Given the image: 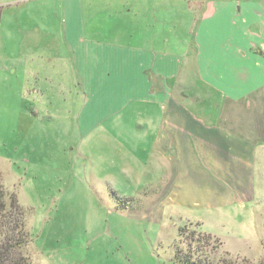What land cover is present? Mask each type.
Listing matches in <instances>:
<instances>
[{
  "label": "crops",
  "instance_id": "crops-1",
  "mask_svg": "<svg viewBox=\"0 0 264 264\" xmlns=\"http://www.w3.org/2000/svg\"><path fill=\"white\" fill-rule=\"evenodd\" d=\"M49 1L0 0L4 57L29 51L34 58L36 46L55 43L52 56L68 58L70 73L76 72L77 118L85 128L89 112L100 115L99 125L132 104V130L117 126L120 133L103 131L102 138L137 168L155 166L156 177H168L170 166L167 184L180 187L172 203L211 216L235 203L228 192L247 193L256 172L264 171V0H152V9L168 11L157 43L152 34L144 39L124 24L93 19L95 9L130 15L127 0H53L54 8ZM176 8L192 14L171 18ZM187 75L198 87L187 85ZM128 137L134 152L121 140Z\"/></svg>",
  "mask_w": 264,
  "mask_h": 264
},
{
  "label": "rangeland",
  "instance_id": "rangeland-1",
  "mask_svg": "<svg viewBox=\"0 0 264 264\" xmlns=\"http://www.w3.org/2000/svg\"><path fill=\"white\" fill-rule=\"evenodd\" d=\"M127 1L130 15L95 9L93 19L124 24L144 39L152 34L157 43L168 11L152 9V0ZM171 13L174 19L192 14L177 8ZM120 25L114 26L127 39ZM55 46L43 42L34 58L27 51L12 59L3 56L0 42V181L25 212L29 239L23 254L31 264H179L177 250L217 264H264V171L256 172L246 194L228 192L235 203L211 216L172 203L180 187L167 184L170 166L168 177H156L155 166L137 168L122 148L102 138L103 131L120 133L117 126L132 130V104L99 125L100 115L89 112L85 128L77 118L82 91L76 72L70 73L68 58L52 56ZM185 77L190 88L198 87L197 79ZM121 140L135 151L132 138Z\"/></svg>",
  "mask_w": 264,
  "mask_h": 264
},
{
  "label": "trees",
  "instance_id": "trees-1",
  "mask_svg": "<svg viewBox=\"0 0 264 264\" xmlns=\"http://www.w3.org/2000/svg\"><path fill=\"white\" fill-rule=\"evenodd\" d=\"M28 239L25 212L15 195L6 191L0 181V264H31L23 254ZM193 255L177 250L175 259L179 264H217Z\"/></svg>",
  "mask_w": 264,
  "mask_h": 264
}]
</instances>
